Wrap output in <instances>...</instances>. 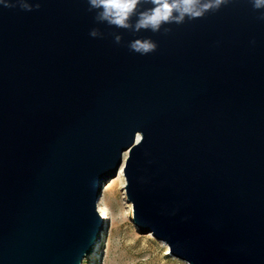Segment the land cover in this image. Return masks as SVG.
<instances>
[{
  "label": "water",
  "instance_id": "water-1",
  "mask_svg": "<svg viewBox=\"0 0 264 264\" xmlns=\"http://www.w3.org/2000/svg\"><path fill=\"white\" fill-rule=\"evenodd\" d=\"M8 2L0 264H82L124 163L139 231L189 264H264V10L228 0L168 33H133L97 23L88 0ZM136 38L156 51H131Z\"/></svg>",
  "mask_w": 264,
  "mask_h": 264
},
{
  "label": "clouds",
  "instance_id": "clouds-1",
  "mask_svg": "<svg viewBox=\"0 0 264 264\" xmlns=\"http://www.w3.org/2000/svg\"><path fill=\"white\" fill-rule=\"evenodd\" d=\"M5 7H13L8 0H3ZM89 11H95V21L106 23L110 27L129 30L139 33L142 30L153 33H164L171 31L164 25L182 24L185 20L202 18L206 13L217 11L228 0H88ZM151 5L142 8V5ZM255 10H264V0H252ZM20 6L25 10H32V5L26 0H20ZM39 8V3L35 4ZM133 17L135 22L133 23ZM261 19H264L262 12ZM93 38L102 36L99 29L93 28L90 31ZM114 41L117 44L122 42V35L113 33ZM131 51L140 55H147L156 51L158 45L150 38H136L129 42Z\"/></svg>",
  "mask_w": 264,
  "mask_h": 264
},
{
  "label": "rangeland",
  "instance_id": "rangeland-1",
  "mask_svg": "<svg viewBox=\"0 0 264 264\" xmlns=\"http://www.w3.org/2000/svg\"><path fill=\"white\" fill-rule=\"evenodd\" d=\"M113 183L111 179L102 187L108 215L103 217L98 242L82 264H189L171 254L165 241L139 231L132 220V203L130 206L125 199L123 184L119 180Z\"/></svg>",
  "mask_w": 264,
  "mask_h": 264
},
{
  "label": "bare ground",
  "instance_id": "bare-ground-1",
  "mask_svg": "<svg viewBox=\"0 0 264 264\" xmlns=\"http://www.w3.org/2000/svg\"><path fill=\"white\" fill-rule=\"evenodd\" d=\"M128 155H129V150L125 151V159L128 157ZM124 164H123L118 176L116 177V179L114 178L112 180H114V183H116L119 180L123 184V187H124V190H125L126 178H125V167H124ZM124 195H125L126 201L131 206V202L128 200L127 195H126V190L124 192ZM99 206H100V212H101L102 216L106 217L108 215V211H107L106 201H105V198L103 196H101V198H100V205Z\"/></svg>",
  "mask_w": 264,
  "mask_h": 264
}]
</instances>
